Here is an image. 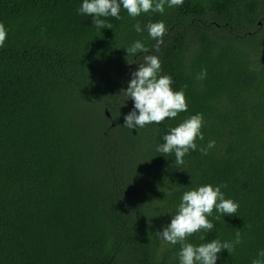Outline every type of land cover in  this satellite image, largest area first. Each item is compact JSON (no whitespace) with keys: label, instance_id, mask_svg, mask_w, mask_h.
I'll use <instances>...</instances> for the list:
<instances>
[{"label":"trees","instance_id":"trees-1","mask_svg":"<svg viewBox=\"0 0 264 264\" xmlns=\"http://www.w3.org/2000/svg\"><path fill=\"white\" fill-rule=\"evenodd\" d=\"M80 3L0 0V264H178L180 245L156 232L185 190L206 183L224 184L239 207L186 239L239 230L216 264H251L264 248V0H184L135 18L121 8L103 29ZM158 21L159 44L144 27ZM137 39L148 52L128 54ZM146 54L159 56L188 108L131 130L123 90ZM195 113L197 144L216 145L176 165L156 145Z\"/></svg>","mask_w":264,"mask_h":264},{"label":"clouds","instance_id":"clouds-1","mask_svg":"<svg viewBox=\"0 0 264 264\" xmlns=\"http://www.w3.org/2000/svg\"><path fill=\"white\" fill-rule=\"evenodd\" d=\"M184 0H81L77 9L78 14L92 16V25L98 29L111 27L107 24V17L120 19V10H126L130 17H137L141 13H163L168 8L179 7ZM148 36L159 44V38L165 32L162 21L149 22L144 26ZM134 31L142 32L140 23L133 25ZM8 30L0 23V46H3ZM128 54L147 53L146 45L139 39L125 47ZM132 63V62H129ZM138 67L131 74L127 88L123 90L124 97L133 101L132 110L124 117V126L129 129H141L147 124H159L165 118H175L178 113L188 108L183 88L173 87L170 74H161V60L155 54L143 55ZM206 70L202 69L197 79H203ZM203 114H191L176 126L170 127L162 136L163 143L156 145V151L167 157L174 155L176 165L183 164V158L190 151H199L206 155L216 145L214 139L208 140L206 145H198L197 140H204ZM224 184L206 183L185 190L170 222L162 231L156 232L157 237L169 245L179 244L177 252L178 264H216L218 254L227 250L230 254L241 243L242 234L237 230L231 240H221L219 235L210 241H205V234L215 229V221H219L224 214L233 215L237 212L239 202L227 197L222 191ZM167 195V193H166ZM215 210V217H213ZM213 217V219H209ZM199 236L201 243L194 244L186 238L194 233ZM251 264H264V248L257 250L251 259Z\"/></svg>","mask_w":264,"mask_h":264}]
</instances>
